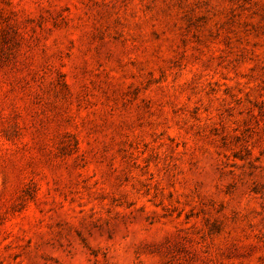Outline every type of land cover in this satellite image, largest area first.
<instances>
[{
    "label": "rangeland",
    "instance_id": "1",
    "mask_svg": "<svg viewBox=\"0 0 264 264\" xmlns=\"http://www.w3.org/2000/svg\"><path fill=\"white\" fill-rule=\"evenodd\" d=\"M0 264H264V0H0Z\"/></svg>",
    "mask_w": 264,
    "mask_h": 264
}]
</instances>
